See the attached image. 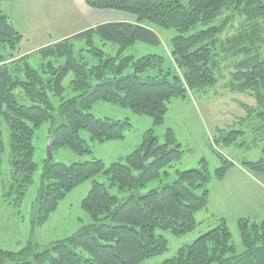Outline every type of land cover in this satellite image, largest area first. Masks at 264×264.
<instances>
[{"label":"trees","instance_id":"trees-1","mask_svg":"<svg viewBox=\"0 0 264 264\" xmlns=\"http://www.w3.org/2000/svg\"><path fill=\"white\" fill-rule=\"evenodd\" d=\"M84 1L93 9L134 15L136 23H100L42 46L31 52L40 54V61L45 60L36 69L27 61L31 53L15 54L22 35L0 10V120L6 124L10 148V184L3 200L8 204L20 203L32 183L37 168L32 137L34 129L43 122L50 123L51 150L63 148L79 156L91 154L94 145L110 143L121 147L126 131L132 128L129 116L121 120L95 118L89 111L97 102H108L135 115L147 116L151 128L144 132L135 149H122L124 153L107 165L102 157L95 156L68 165L44 159L33 225L43 226L66 195L87 180L91 186L81 207L91 223L51 241L44 249L30 236L20 249L0 248V264H139L166 251L167 240L156 230L175 236L192 231L197 212L208 204L211 180L222 181L233 162L217 153L220 164L213 176L201 158L198 169H176L174 180L144 193L139 190L153 180H160L165 167L183 158L185 149L173 130L165 127L161 141L154 127L165 125L172 99H184L187 92L202 91L218 82L215 73L221 54L243 57L234 64L229 89L251 91L264 119V56L260 53L264 42L261 32L264 0ZM236 18L242 20L240 29L231 38L222 40L219 36ZM216 20V24L210 25ZM143 21L175 29L170 57L181 74L171 68L163 69L161 55L136 58L123 54L137 41L159 43L154 31L141 25ZM198 24L205 28L186 34ZM95 37L116 44L117 52L105 53L95 45ZM74 39L84 40L93 63L74 55ZM59 59L62 63L54 66ZM150 69H155L156 74L143 75ZM69 72L73 75L69 88L76 94L64 97L62 80ZM17 88L31 105L16 100L13 90ZM49 91L59 97L56 108L49 99ZM251 109L247 108L248 113ZM81 131L88 134L90 144L80 136ZM236 133L230 131L223 136L227 145L236 142ZM215 141L211 142L214 146ZM261 151L264 154V142ZM240 165L248 172L264 174L261 158L241 161ZM100 175L108 180L107 186L97 181ZM163 175L166 177L167 172ZM112 187L126 194L118 197L110 193ZM197 189H201L200 194L195 193ZM236 229L244 247L240 253H235L232 234L220 219L216 227L177 249L162 264H264V219L240 217ZM76 248L86 256L77 253Z\"/></svg>","mask_w":264,"mask_h":264},{"label":"rangeland","instance_id":"rangeland-1","mask_svg":"<svg viewBox=\"0 0 264 264\" xmlns=\"http://www.w3.org/2000/svg\"><path fill=\"white\" fill-rule=\"evenodd\" d=\"M10 3H12L11 0H8L6 3L4 0H0V9L4 7L9 8L10 5H12ZM9 21L20 34L24 33L22 30V28H24V22L22 23L21 19L14 18L11 20L9 19ZM241 21V18H236L232 26L228 27L219 37L222 40L231 38L230 36L236 34L237 30L240 29ZM143 22L152 28V31H154L159 38V43L154 45L137 41L125 49L123 54L133 55L136 58L147 54L161 55L164 58L163 69L171 68L175 72L181 74V69L175 65L170 57L171 39L176 34L175 29L171 27L161 28L148 21ZM217 22L218 20L210 25L216 24ZM259 23L262 22L259 21ZM203 28H205V26L198 24L195 28H191L186 34H191ZM261 32L262 38L264 39V20L261 25ZM94 42L96 46L107 54L114 55L117 52L118 46L114 43L103 42L98 37L94 38ZM29 43L31 42L27 44ZM20 49H22V47L20 48V46H18V51L15 54H23ZM86 49L87 47L84 45L83 39H74V55L77 58L82 57L89 63H93L94 61L91 59L92 57ZM260 53L264 56V42L260 45ZM40 58V54L35 52L29 55L27 61L31 67L36 69L38 66L40 67V64L45 63V60L40 61ZM242 58V56L229 57V55L221 54L219 56L220 66L215 73L218 82L215 85L207 87L202 91H189L184 99L178 98L171 100L168 104L165 125L154 127V133L162 141L164 128L169 127L168 125L172 122V124H175L179 129L176 130V136L182 141V147L185 149V153L180 161L162 170L160 180L156 179L151 181L144 188L139 190L140 193H144L153 187L174 180L176 178V169L179 171L198 169V161L201 158L207 162L210 175L213 176L214 169L220 164L217 153L226 157L236 165H239L241 161L254 162L260 158L264 160V154L261 151L264 142V119L259 115L262 109H259L257 106L256 99L251 91L241 92L229 89L230 76L231 72L234 71V64ZM61 60L62 59H59L55 62L54 66L61 64ZM146 74L155 75L156 70L150 69L143 75ZM72 76V73L69 72L62 80L64 97H70L76 94V92L69 88V80ZM43 78H45V75H43ZM13 94L20 104L31 105L30 100L19 88L14 89ZM48 96L53 107L56 108L59 103V97L55 96L54 93L50 91L48 92ZM247 108H252L249 113ZM89 112L94 115L95 118L99 119L109 118L121 120L129 116L132 128L125 133V143L122 144L121 147H113L110 143L94 145L92 147V153L84 156L76 155L67 149L58 148L51 150V158L53 161L68 165L73 161L89 160L95 156L99 158L102 157L104 163L107 165L111 160L118 159L124 151L135 149L142 141L144 132L151 128V120L149 117L135 115L128 109L120 108L108 102L100 101L95 103ZM53 113H56V110H53ZM221 115L223 117L219 121ZM239 115L241 118H239ZM49 127V122H43L39 127L34 129L32 137V145L34 147L33 161L36 163L37 168L33 174L32 183L27 188L26 194L20 203L8 204L3 200V193L10 184L9 133L6 124L0 120V248L12 250L20 249L23 246L24 240L27 241L30 236L40 245L41 249H44L48 247L51 241L62 239L81 226L91 223L87 213L81 207V201L91 186L90 180L73 188L59 203L57 209L50 215L48 221L43 226H34V223H32L38 205V188L41 181L42 164L43 160L48 158L47 146L49 144ZM187 129H189L188 137L182 132ZM230 131H238V133L234 134L237 139L235 143L227 145L223 140V136ZM231 135H233V133ZM80 136L90 144L89 136L85 131H81ZM212 140L213 142L216 140L215 146L211 144ZM239 143L241 144L239 145ZM122 149L125 150L123 151ZM164 171L167 172L166 177L163 175ZM250 174L255 175V173L251 172ZM226 178L227 175L223 180ZM261 179L264 181V175ZM97 181L104 183L106 186L108 185V180L103 175L98 176ZM109 191L118 197H122L126 194L125 192H118L115 187L109 188ZM195 193L200 194L201 189H197ZM205 214L204 209L201 210L200 213L196 215L197 222L195 228L184 235L175 236L167 231L156 230V234H161L167 240V249L163 253L148 258L139 264H162L165 259L174 256L177 249L191 243L201 234L219 224L220 220H218L217 223L214 222L211 217H208L207 220L203 222H198ZM229 229L232 232L230 226ZM231 234L235 253L242 252L244 247L239 235L233 232ZM75 251L82 256H86V253L80 248H76Z\"/></svg>","mask_w":264,"mask_h":264},{"label":"crops","instance_id":"crops-1","mask_svg":"<svg viewBox=\"0 0 264 264\" xmlns=\"http://www.w3.org/2000/svg\"><path fill=\"white\" fill-rule=\"evenodd\" d=\"M4 1L6 3L8 0ZM11 1L12 5L9 8L4 7L0 10L10 20L15 18L24 22V28H22L24 33H21L22 40L19 46L22 47L21 52L25 54L71 37L100 23H136L134 15L116 10L93 9L88 7L84 0ZM141 25L150 28L144 22ZM28 42L31 43L27 44ZM223 116H220L219 121ZM239 118H241L240 115ZM168 126L177 135L176 130L179 129L175 124L170 122ZM188 130L182 131L186 137H188ZM179 142L182 145V141L179 140ZM226 175L227 178L222 180L223 182L215 180L210 182L208 204L203 208L206 214L198 222H203L208 217L213 218V221L217 223L218 220L223 219L228 229L230 226L232 232L238 234L236 221L240 217H249L254 221L264 219V181L261 179L264 174L252 175L244 167L234 164Z\"/></svg>","mask_w":264,"mask_h":264},{"label":"water","instance_id":"water-1","mask_svg":"<svg viewBox=\"0 0 264 264\" xmlns=\"http://www.w3.org/2000/svg\"><path fill=\"white\" fill-rule=\"evenodd\" d=\"M51 140L49 141V144L47 146V153H48V158H51V148H50Z\"/></svg>","mask_w":264,"mask_h":264}]
</instances>
